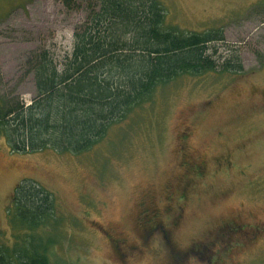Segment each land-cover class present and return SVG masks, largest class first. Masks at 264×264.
Returning a JSON list of instances; mask_svg holds the SVG:
<instances>
[{
	"label": "rangeland",
	"instance_id": "374dc122",
	"mask_svg": "<svg viewBox=\"0 0 264 264\" xmlns=\"http://www.w3.org/2000/svg\"><path fill=\"white\" fill-rule=\"evenodd\" d=\"M159 1L181 30L222 28L218 56L244 70L160 85L87 152L17 153L0 140V246L53 240L54 264H264V0ZM88 14L87 0H0V97L30 103L28 59L62 61ZM26 180L52 193L55 226L14 229L10 199ZM145 220L162 228L145 238ZM107 232L125 238L118 251Z\"/></svg>",
	"mask_w": 264,
	"mask_h": 264
},
{
	"label": "trees",
	"instance_id": "16d2710c",
	"mask_svg": "<svg viewBox=\"0 0 264 264\" xmlns=\"http://www.w3.org/2000/svg\"><path fill=\"white\" fill-rule=\"evenodd\" d=\"M61 1L72 9L81 0ZM87 1V20L62 61L46 50L28 59L36 88L32 101L0 97V140L13 152H87L151 100L160 85L183 75L244 70L237 55L218 56L222 28L181 30L169 24L159 0ZM10 200L15 230L57 224L55 199L36 182L19 184ZM42 240L30 235L13 248L0 246V264H54L45 250L53 240Z\"/></svg>",
	"mask_w": 264,
	"mask_h": 264
},
{
	"label": "flooded vegetation",
	"instance_id": "af4514ba",
	"mask_svg": "<svg viewBox=\"0 0 264 264\" xmlns=\"http://www.w3.org/2000/svg\"><path fill=\"white\" fill-rule=\"evenodd\" d=\"M184 159L191 162L190 161V153L188 154L187 151H185L184 153ZM225 159H223L224 161ZM193 163V162H191ZM193 166H196L194 164L191 165V167ZM196 168V167H195ZM200 169V168H198ZM149 208H146L143 213L147 212ZM142 226H143V235L145 238H148L150 235L156 233V232H159L160 229L162 228V224H159V223H155V224H148L147 221L145 220L144 222H142ZM162 232H164V230H162ZM107 235H108V240L110 243H112L113 247L118 251L119 250V247L121 245H124L125 243V238L121 235H115V234H112L111 232H107ZM167 239H168V235H166Z\"/></svg>",
	"mask_w": 264,
	"mask_h": 264
}]
</instances>
